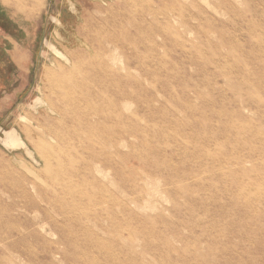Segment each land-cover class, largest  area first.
Segmentation results:
<instances>
[{
	"label": "rangeland",
	"instance_id": "obj_1",
	"mask_svg": "<svg viewBox=\"0 0 264 264\" xmlns=\"http://www.w3.org/2000/svg\"><path fill=\"white\" fill-rule=\"evenodd\" d=\"M0 264H264V0H0Z\"/></svg>",
	"mask_w": 264,
	"mask_h": 264
},
{
	"label": "bare ground",
	"instance_id": "obj_2",
	"mask_svg": "<svg viewBox=\"0 0 264 264\" xmlns=\"http://www.w3.org/2000/svg\"><path fill=\"white\" fill-rule=\"evenodd\" d=\"M126 2H127V0H125ZM88 45V44H87ZM88 46H90V45H88ZM89 50V55L91 56L92 55V57L94 58V51H92L91 50V48H88ZM58 52V51H57ZM68 55H70V54H68ZM81 56V55H80ZM88 56V55H87ZM81 59V58H80ZM77 60H79V59H77ZM87 61V60H86ZM108 62H111V61H108ZM85 64V63H84ZM74 65V64H73ZM82 65V64H81ZM83 66V65H82ZM57 67V66H56ZM72 67H74V66H72ZM58 68V67H57ZM45 71V70H44ZM43 71V72H44ZM47 75V74H46ZM50 75V74H49ZM49 75H47V76H49ZM43 76V75H42ZM50 77H52V76H50ZM49 77V78H50ZM45 78H47V77H44L43 79L45 80ZM50 82V81H49ZM53 83V82H52ZM54 84V83H53ZM53 86V85H52ZM56 86V85H55ZM67 88V87H66ZM62 89V88H61ZM66 90V89H65ZM73 94V92L70 90V89H67L66 91H65V95H62V96H60V98H62V100L64 101V102H66V101H72L73 100V97H71V96H73L72 95ZM38 99V98H37ZM70 99V100H69ZM67 103V102H66ZM51 113H53L52 111H51ZM118 115H120V114H118ZM121 117V116H120ZM99 118H101L98 114H96V113H92V116H91V119H97V120H99ZM118 118V117H117ZM102 139V138H101ZM109 140H110V142L112 143V140H111V138L109 137ZM2 143H3V145L5 146V147H7V148H18V147H23L24 145L22 144V142L20 141V139H19V137H18V134L15 132V131H8V132H4V138L2 139ZM104 142H99V141H97V145L98 146H100V147H104ZM126 146V145H125ZM108 149H111L112 147H110V146H108L107 147ZM101 152V151H100ZM104 155V154H103ZM93 157H92V160H93V170L94 171H97V166H99L100 164H102V162H101V159H100V157L102 156V154L100 153L99 155H92ZM111 156H112V154H105L104 155V157L105 158H111ZM114 156V155H113ZM23 165V164H22ZM23 167V166H22ZM24 168H25V166H24ZM27 169V168H26ZM98 170H99V167H98ZM101 170H99V172H100ZM101 173V172H100ZM99 173V174H100ZM108 173V172H107ZM96 174V173H95ZM100 176V175H99ZM108 176V175H107ZM111 177V176H110ZM113 178V177H112ZM114 179V178H113ZM109 183H110V181H108ZM113 182V181H112ZM111 182V183H112ZM141 184H144V183H141ZM148 187V186H147ZM144 190H145V188H144ZM143 190V191H144ZM147 191V190H146ZM145 192V191H144ZM149 194V193H148ZM148 194H146V195H148ZM146 198V197H145ZM141 199V198H140ZM142 200V199H141ZM144 201V200H143ZM147 206V205H146ZM141 207V206H140ZM146 208V207H145Z\"/></svg>",
	"mask_w": 264,
	"mask_h": 264
},
{
	"label": "crops",
	"instance_id": "obj_3",
	"mask_svg": "<svg viewBox=\"0 0 264 264\" xmlns=\"http://www.w3.org/2000/svg\"><path fill=\"white\" fill-rule=\"evenodd\" d=\"M41 37V36H40ZM40 37H39V41H40ZM46 38L44 37L43 38V40H42V43H45L46 42V40H45ZM34 41H35V39H33ZM13 42L14 43H17L16 41H14L13 40ZM31 43L33 42V41H30ZM29 42V43H30ZM24 46H22V48L21 49H19L18 48V46L16 45V47H13L12 48V52L9 54V52H6L5 54H4V56L6 57V62L7 63H9L10 64V67L12 66V67H18V66H20V65H22L23 64V62L25 61V57L27 56L26 54H28V53H30L29 52V50L28 49H26V48H23ZM24 50L25 51V53L23 52V51H21V50ZM3 56V57H4ZM6 80H8V79H6Z\"/></svg>",
	"mask_w": 264,
	"mask_h": 264
},
{
	"label": "water",
	"instance_id": "obj_4",
	"mask_svg": "<svg viewBox=\"0 0 264 264\" xmlns=\"http://www.w3.org/2000/svg\"><path fill=\"white\" fill-rule=\"evenodd\" d=\"M51 23L55 22V19L53 17L50 18Z\"/></svg>",
	"mask_w": 264,
	"mask_h": 264
}]
</instances>
